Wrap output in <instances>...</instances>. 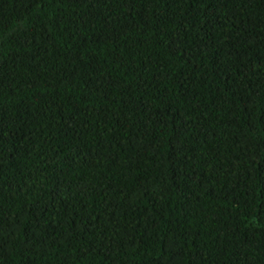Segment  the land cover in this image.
<instances>
[{
  "label": "trees",
  "instance_id": "1",
  "mask_svg": "<svg viewBox=\"0 0 264 264\" xmlns=\"http://www.w3.org/2000/svg\"><path fill=\"white\" fill-rule=\"evenodd\" d=\"M0 264H264V0H0Z\"/></svg>",
  "mask_w": 264,
  "mask_h": 264
}]
</instances>
